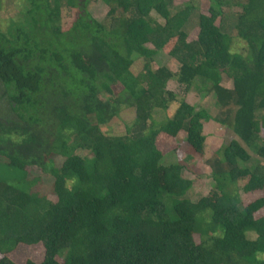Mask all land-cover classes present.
<instances>
[{"label": "trees", "instance_id": "16d2710c", "mask_svg": "<svg viewBox=\"0 0 264 264\" xmlns=\"http://www.w3.org/2000/svg\"><path fill=\"white\" fill-rule=\"evenodd\" d=\"M91 1L0 0L14 10L0 26V264H16L7 254L19 244L43 249L24 264H264V198H238L264 190V0H210L208 13L193 0H99L108 24ZM232 5L244 55L231 50ZM63 10L77 11L65 29ZM170 44L174 74L157 63ZM169 81L212 91L219 118ZM122 110L134 112L125 134L105 135ZM209 120L233 137L208 162L213 188L191 202L181 164L162 162L181 131L202 155ZM31 168L51 177L55 200L32 191Z\"/></svg>", "mask_w": 264, "mask_h": 264}, {"label": "rangeland", "instance_id": "374dc122", "mask_svg": "<svg viewBox=\"0 0 264 264\" xmlns=\"http://www.w3.org/2000/svg\"><path fill=\"white\" fill-rule=\"evenodd\" d=\"M210 0H193L191 2L197 9L202 8L204 13H208V7ZM190 3V0H175L177 7H182ZM12 7L9 5L8 11L4 9V4L0 12V26L4 30L7 24V19L14 15ZM93 19L99 22L108 24L110 19L107 15L109 7L102 3L101 1L92 0L87 7ZM242 9L236 6H230L225 8L226 22L229 26L228 33L232 39L231 50L233 53L245 54V44L243 41H239L237 38V33L233 29L237 22V16L240 14ZM198 10L193 14L192 19L186 26V32L189 36V41H193L198 35V21H197ZM77 11H62V28L69 27L75 20ZM151 48L150 44H148ZM173 44L168 45L164 49V53L158 57V62L160 65L166 66L173 74L176 73L178 69V63L175 59L169 56V51L172 49ZM141 59H136L133 63L134 73L142 70ZM155 67L157 65H154ZM222 85L226 88L232 87V82L226 75L223 76ZM120 85L112 86L114 93L119 92ZM167 90L174 93L178 100H184L190 106L196 109H204L208 112L211 118H219V113L221 109L217 104L216 98L212 91L207 89L205 93H200L196 91L195 87H192L189 91H185L184 86H179L175 81H169L167 83ZM177 107V102L169 105L167 110V116L171 117L175 112ZM159 117V116H158ZM134 120V112L131 110H122L120 116L117 120L113 121L111 125L103 129V133L107 136H123L125 134V127L131 125ZM203 135L205 136V141L203 144V153L200 156H193L187 151V145L185 142V133L183 131L179 132L175 138V143L177 145V150L171 149L167 156L163 159V164L165 166L176 164L179 162L181 164V177L184 179L191 180L192 185L186 193V198L191 202H196L200 197L205 196L214 186V181L211 178V169L208 166L209 160L214 157L216 150L229 141L233 136L224 127L220 126L217 122L209 120L203 125ZM55 158V157H54ZM264 162V161H263ZM264 164V163H263ZM31 177L35 178V182L32 185V191L38 193L39 195L46 196L51 200H55V195L52 192V179L49 175L41 173L38 169H30ZM233 187V186H231ZM263 197L264 190H256L253 192L245 193L238 189V198L242 203H248L252 200ZM256 217L264 216V206L255 213ZM196 243L199 242L198 236H195ZM16 264H24L27 260L33 262H39L43 256V249L39 246L27 247V245L19 244L17 245L9 254H7Z\"/></svg>", "mask_w": 264, "mask_h": 264}]
</instances>
